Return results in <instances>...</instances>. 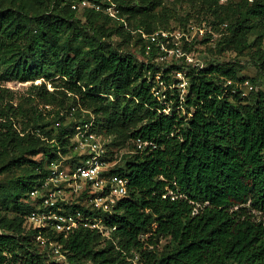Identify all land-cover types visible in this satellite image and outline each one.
<instances>
[{
    "label": "trees",
    "instance_id": "16d2710c",
    "mask_svg": "<svg viewBox=\"0 0 264 264\" xmlns=\"http://www.w3.org/2000/svg\"><path fill=\"white\" fill-rule=\"evenodd\" d=\"M82 1L0 0V81L43 79L53 87L32 85L30 130L18 129L13 107L0 115V174L14 176L0 182V264H64L47 256L27 217L29 194L50 162L73 155L65 117L73 107L77 117L94 115L113 159L115 143L128 139L132 147L112 171L130 183L129 196L106 215L109 236L88 228L50 232L67 264H264V92L245 95L238 84L246 78L231 62L166 70L139 64L112 38L132 40L125 25L141 17V7L112 0L120 19L85 8L82 21L72 8ZM236 6L224 19L229 36L220 50L254 48L251 60L264 77V0ZM183 70L189 88L177 107L186 114H165L152 89L160 81L171 86V74ZM137 139L157 148L136 153ZM67 210L91 214L84 197Z\"/></svg>",
    "mask_w": 264,
    "mask_h": 264
},
{
    "label": "built area",
    "instance_id": "2783aa9c",
    "mask_svg": "<svg viewBox=\"0 0 264 264\" xmlns=\"http://www.w3.org/2000/svg\"><path fill=\"white\" fill-rule=\"evenodd\" d=\"M72 8H91L102 11L111 18L120 19L119 11L112 0H105L102 4L85 0L74 4ZM144 38L148 41V52L154 45L160 49L162 55L173 52L179 59L186 58L192 62V59L178 48L176 42L175 48H168V33L159 31L144 35ZM176 77L175 84L180 91L181 103L188 92L189 83L182 72H177ZM157 78L160 80L159 76ZM159 84L164 85L162 81ZM158 85L152 92L161 105L166 107L163 112L169 115L171 109L167 107V95L160 92ZM49 90L52 91L50 87ZM76 113L77 109L73 107L65 114L73 155H61V159L50 162L45 177L29 194L34 208L27 217L28 224L38 230L35 240L47 256L64 264H67V257L63 247L53 240L50 232L68 235L79 228H88L109 236L112 229L105 225L106 215L107 218L110 217L117 202L129 196V179L112 172L121 160L113 159L110 155L107 145L111 139L99 131L92 113L82 110L80 117H77ZM86 115L89 117L86 118ZM56 125L59 126L60 123ZM135 147V152L138 153L156 149L157 144L153 140L137 139ZM75 155L78 162L72 163V157ZM82 197L86 201V209L91 214L81 210H67L73 200L78 201Z\"/></svg>",
    "mask_w": 264,
    "mask_h": 264
},
{
    "label": "rangeland",
    "instance_id": "374dc122",
    "mask_svg": "<svg viewBox=\"0 0 264 264\" xmlns=\"http://www.w3.org/2000/svg\"><path fill=\"white\" fill-rule=\"evenodd\" d=\"M129 1H131L132 5L142 9L141 17L127 21V26L125 25L131 31L133 38L131 41L126 42L121 37L113 36L112 42L114 45L120 46L124 52L131 53L137 63L150 64L154 66L153 68L166 70L173 64L186 63L187 66L203 68L210 62H231L239 66L238 77L246 78L245 83L238 84L239 89L245 95L251 89L264 92V77L258 75L257 66L253 63L250 56L254 48L245 49L243 52H237L231 47L220 50L221 41H224L229 36V28L224 24L226 23L224 19L236 9V5L240 0H219L217 3L212 0H151L156 3L155 7H152L151 3L148 4V1ZM158 1H162V4L157 5ZM114 4L120 15L118 4ZM83 13L84 9H76V16L82 21H84L82 18ZM147 27L153 30L152 33L159 31L168 33L170 37L169 44L172 49L175 48L176 42L179 46L178 48L186 53L192 59V62L186 58H183L184 60L179 59L173 52L166 56L162 55L156 50L155 46H151V51L152 49L156 50L154 54H151V51L148 52L147 47L144 48L145 45H148L146 38H144V35H148ZM135 28L139 29L135 30ZM255 37V33L250 34L249 42H253ZM185 70L182 73L187 79ZM171 76L172 78H177L175 73L171 74ZM42 83H46L48 89L50 87L53 90L50 81L45 82L43 79L24 83L16 80L0 81V115L3 113V109L6 110L13 107L18 114L13 120L18 129L27 127L30 130L32 104L35 101V92L31 87ZM158 89H160L161 93L169 91L167 96L168 108L181 109L183 115L186 114L185 107L183 108L181 105L178 106L180 108L177 107L180 100V91L175 82L171 86L159 84ZM131 147L132 141L128 139L120 140L119 144L115 143L111 146L118 159L130 151ZM108 150L111 155V150ZM13 177L12 174H0V182H8Z\"/></svg>",
    "mask_w": 264,
    "mask_h": 264
}]
</instances>
